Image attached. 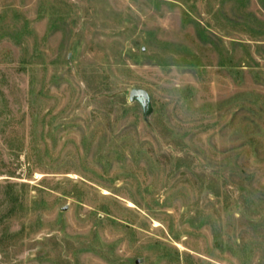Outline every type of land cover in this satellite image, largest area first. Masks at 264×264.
Masks as SVG:
<instances>
[{
  "label": "rangeland",
  "instance_id": "374dc122",
  "mask_svg": "<svg viewBox=\"0 0 264 264\" xmlns=\"http://www.w3.org/2000/svg\"><path fill=\"white\" fill-rule=\"evenodd\" d=\"M0 264H264V0H0Z\"/></svg>",
  "mask_w": 264,
  "mask_h": 264
},
{
  "label": "water",
  "instance_id": "95a60500",
  "mask_svg": "<svg viewBox=\"0 0 264 264\" xmlns=\"http://www.w3.org/2000/svg\"><path fill=\"white\" fill-rule=\"evenodd\" d=\"M129 99L131 102L135 100L142 101L144 105H146V93L141 90H132L129 94Z\"/></svg>",
  "mask_w": 264,
  "mask_h": 264
},
{
  "label": "trees",
  "instance_id": "16d2710c",
  "mask_svg": "<svg viewBox=\"0 0 264 264\" xmlns=\"http://www.w3.org/2000/svg\"><path fill=\"white\" fill-rule=\"evenodd\" d=\"M10 187H13V186H10ZM11 202L16 203V202H18V201H17L16 198H13ZM14 209H15V208H14Z\"/></svg>",
  "mask_w": 264,
  "mask_h": 264
}]
</instances>
